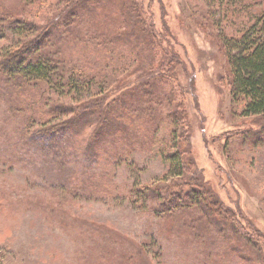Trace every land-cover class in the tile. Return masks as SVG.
Masks as SVG:
<instances>
[{
    "label": "rangeland",
    "instance_id": "374dc122",
    "mask_svg": "<svg viewBox=\"0 0 264 264\" xmlns=\"http://www.w3.org/2000/svg\"><path fill=\"white\" fill-rule=\"evenodd\" d=\"M243 1L248 8L238 0H139L142 19L152 22L156 33L153 67L163 59V47L178 55L175 104L187 112L185 138L174 146L176 136L168 119L158 131L138 133L139 143L133 137L107 142L106 156L119 155L123 142L127 147L124 157L103 159L97 167L98 172H108L107 195H91L89 189L76 195L73 190L65 192L53 180L63 177L57 166H51V177L46 179V163L0 151V264H264V115L244 116L243 103L234 102L221 39L223 27L226 35L243 34L244 27L254 23L252 16L264 8V0ZM0 2L12 10L0 20V52L20 38L9 19L15 25L32 23L37 31H48L50 21L71 8L70 0ZM65 37L61 40L69 41L72 35ZM92 38L97 41L90 29L81 47L75 48L80 58L90 53L86 42ZM116 57L111 53L108 64L117 71L106 89L112 98L150 78L138 57L120 66ZM77 98L88 99L82 94ZM63 99L72 103L70 96ZM3 105L0 125L11 117ZM165 148H178L187 159L188 174L176 178L179 191L172 199L180 204L187 200L183 204L188 206L160 216L152 200L140 205L136 194L128 193L135 186L172 184L170 177L164 183L169 170L161 154ZM68 171L80 176L82 166ZM190 176L199 178L217 202L234 212L231 221L241 232L227 223L229 217H223L215 204L188 203ZM82 186L89 188L86 183Z\"/></svg>",
    "mask_w": 264,
    "mask_h": 264
},
{
    "label": "trees",
    "instance_id": "16d2710c",
    "mask_svg": "<svg viewBox=\"0 0 264 264\" xmlns=\"http://www.w3.org/2000/svg\"><path fill=\"white\" fill-rule=\"evenodd\" d=\"M70 3L68 14L50 21L48 31H37L32 23L15 25L14 20L9 19L12 30L20 38L0 52V109L4 108V102L11 116L0 125V151L7 156H22L26 160L33 157L37 163H46V179L51 177V166H57L63 177L53 180L59 182L65 192L73 190L76 195L89 189L88 194L107 195L111 192L108 172L105 169L98 172L97 167L103 159L113 161L124 157L127 149L123 142L118 147L119 155L115 153L112 157L108 153L106 156L107 142L133 137L139 143L138 133L151 128L158 131L160 124L168 119L176 136L174 146L185 138L187 112L185 108L180 109V104H175L178 87L175 86L174 64L178 63V55L173 48L163 47L164 57L153 67L156 33L153 23L142 19L144 10L139 0H70ZM242 7L248 8L243 4ZM10 12L12 10L3 8L0 2V20L9 17ZM252 19L254 23L246 25L243 34L226 35L223 27L221 37L231 71V94L234 102L243 103L244 116L264 115V8ZM90 29L95 30L97 41L89 39L91 41L86 43L90 53L80 58L76 49L81 47L84 34ZM64 33L66 37L72 35L69 41ZM63 37L66 41L61 40ZM57 38L60 41H56ZM111 53L117 54L119 66L122 61L138 57L142 68L147 67L146 74L150 78L110 97L106 89L117 72L108 65ZM81 94L88 99L78 101ZM67 96L72 103L63 99ZM165 107L167 110L163 113ZM43 154L47 157H41ZM161 154L169 163L164 183L170 177L172 184L139 189L135 186V191L132 188L128 194L135 193L136 203L140 205L147 199L152 200L155 204L152 207L164 216L174 214L187 202L180 204L172 197L179 191L180 181L176 178L188 172H185V154L178 148L174 151L165 148ZM77 165L82 166L80 176L68 171V167ZM187 180L192 194L188 203L215 204L222 210L223 217H229L225 219L227 223L234 226V212L223 202H217L206 184L192 176ZM83 183L89 188L82 186ZM184 206L187 208L188 204ZM235 228L238 232L242 230Z\"/></svg>",
    "mask_w": 264,
    "mask_h": 264
}]
</instances>
